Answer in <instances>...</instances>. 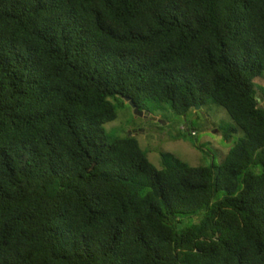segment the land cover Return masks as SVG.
I'll return each mask as SVG.
<instances>
[{
	"label": "trees",
	"instance_id": "obj_1",
	"mask_svg": "<svg viewBox=\"0 0 264 264\" xmlns=\"http://www.w3.org/2000/svg\"><path fill=\"white\" fill-rule=\"evenodd\" d=\"M114 100L245 137L159 169ZM0 264H264V0H0Z\"/></svg>",
	"mask_w": 264,
	"mask_h": 264
},
{
	"label": "rangeland",
	"instance_id": "obj_2",
	"mask_svg": "<svg viewBox=\"0 0 264 264\" xmlns=\"http://www.w3.org/2000/svg\"><path fill=\"white\" fill-rule=\"evenodd\" d=\"M114 103L117 118L105 126L106 133L116 138H136L150 162L159 169L164 168L165 154L192 167L214 166L215 169L245 137L224 109L214 102H208L200 110L192 109L186 116L175 115L169 107L150 106L148 110L137 111L130 103L115 100ZM233 127L237 131L227 140L224 130Z\"/></svg>",
	"mask_w": 264,
	"mask_h": 264
},
{
	"label": "water",
	"instance_id": "obj_3",
	"mask_svg": "<svg viewBox=\"0 0 264 264\" xmlns=\"http://www.w3.org/2000/svg\"><path fill=\"white\" fill-rule=\"evenodd\" d=\"M131 105L133 106V108L136 107L135 103H132ZM200 109H201V107H198L196 110H200ZM137 111H139V110H137Z\"/></svg>",
	"mask_w": 264,
	"mask_h": 264
},
{
	"label": "built area",
	"instance_id": "obj_4",
	"mask_svg": "<svg viewBox=\"0 0 264 264\" xmlns=\"http://www.w3.org/2000/svg\"><path fill=\"white\" fill-rule=\"evenodd\" d=\"M195 135V133H193V136Z\"/></svg>",
	"mask_w": 264,
	"mask_h": 264
}]
</instances>
